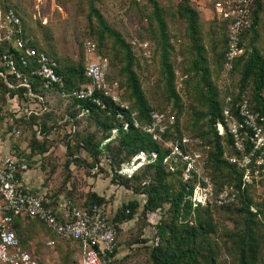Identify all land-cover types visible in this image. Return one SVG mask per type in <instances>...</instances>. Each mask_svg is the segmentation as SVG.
Masks as SVG:
<instances>
[{"label": "rangeland", "instance_id": "1", "mask_svg": "<svg viewBox=\"0 0 264 264\" xmlns=\"http://www.w3.org/2000/svg\"><path fill=\"white\" fill-rule=\"evenodd\" d=\"M12 1L20 6L27 32L38 38L42 47L52 51L61 66L80 62L84 65L92 58L85 48L86 42H94L98 47L96 53L108 57L110 62L109 79L118 80L120 99L125 102V96L121 95V90L125 88V76L120 71L123 64L121 52L117 47H113L110 38H105L99 44L96 36L97 21L89 12L91 0H42L39 10L35 8L33 0ZM156 1L162 9L169 38L173 44L170 60L175 75V89L181 101L179 108H174L172 100L168 97L165 76L161 71L159 62L158 30L151 16L149 1L94 0L93 5L102 14L107 24L120 32L121 36L131 43L129 44L135 52L133 67L150 106L154 109H162V112L167 115L172 113L173 118H176L180 124L183 136L193 140V147L200 150L204 156L200 146L202 141L197 135V132L203 128L204 119H200L197 123L194 122L196 118H199V113L206 109L205 99L202 98L204 89L200 72L196 73L192 69L194 52L187 33L186 21L177 12L182 0ZM187 3L198 12L199 34L204 45L203 54L206 60L204 65L209 70L208 78L215 87L217 98L222 100L227 92L237 88L240 75L238 71L229 74L220 66L218 56L223 48L224 28L213 13L211 0H187ZM261 3L259 22L255 28L252 46L248 43L251 37L247 36L245 48L247 53L252 47H255L264 58V0H261ZM44 17L46 23H42ZM142 42H148L147 47H145L147 50L145 55L142 54L140 48L143 45H139ZM187 78L188 81H186ZM125 92H128L126 88ZM58 96L54 93L48 95L49 103L52 105L45 116V120L42 119L41 121L45 123L46 129L41 130L42 135L40 137L34 134V122L22 120L23 105L20 103L16 105L12 101L5 104L0 101L2 140L8 138L10 141L16 140L22 147L24 144L27 146L29 150L25 152V155L30 170L27 177L32 172L39 173L44 181V184L39 186L48 202H56L59 199L60 203L72 201L75 204H83L88 201V195L94 192V187L105 196V210L111 217L129 201L138 202L139 205L135 209L133 217L120 223L113 264H152L149 258V250L152 246L151 241L156 234L155 224L159 218V212H148V218L142 214L145 194L142 192L134 193L123 185L112 183L109 161L102 160L98 169L87 166L92 161L91 157L84 150L75 148L78 138L75 132L82 135L93 131L98 138L102 137V133L97 125L85 115L79 116L74 123L68 115V111L71 109L68 100ZM13 126H19L21 130L18 137L8 134ZM114 136L115 133H111L109 137L112 139ZM41 137L44 138L38 139ZM34 138L38 142L43 141L47 145V150L40 152L33 148L36 146L33 141ZM103 141L104 139L101 143ZM21 150L20 148V152ZM102 150L105 157H108V152L105 149ZM2 151L0 150V155L3 153ZM227 152L228 150H226V154ZM122 166L125 167L121 170L125 172V175L130 174L135 169L132 162L123 163L119 168ZM204 172L208 175L205 166ZM35 180L36 177L28 180L32 189H34ZM250 189L254 199L253 205L249 209L256 212L264 203V184H259V187ZM55 202L54 204H56ZM237 202V199L233 201L232 204L234 205L229 210H212L216 231L201 235L203 238H210L212 246L218 252L217 258L222 264H236V253L232 246L230 234L233 231H238L243 222L242 215L235 211ZM258 203L261 204V207ZM257 219L261 221L264 228V210L257 215ZM23 226L22 235L24 237L22 239L26 241L27 249L36 256L38 264H79L80 252L76 243L55 237L46 230L45 226L36 221L33 223L26 221ZM49 237L55 240L53 246L46 244V239ZM261 256L263 261L260 264H264V243L261 245ZM199 258L208 262L210 256L204 254Z\"/></svg>", "mask_w": 264, "mask_h": 264}, {"label": "trees", "instance_id": "2", "mask_svg": "<svg viewBox=\"0 0 264 264\" xmlns=\"http://www.w3.org/2000/svg\"><path fill=\"white\" fill-rule=\"evenodd\" d=\"M7 1L10 2L21 17L24 37L29 38L28 45H32L39 51H44L52 56L56 61V71L63 78V85H55L56 89H52L51 87L45 86L39 77L23 69L24 74L30 81L32 90L47 97L49 94L54 93L59 95V98L68 100L71 108L68 111V115L72 118L74 123H76L79 116L83 115L92 120L93 123L97 125V128L100 129L102 137L98 138L93 131L82 135H80L81 133L75 132L76 137L78 136L75 148L77 150H84L91 157L92 161L87 164V166L90 168L98 164L100 162L102 149H105L109 154L108 159L112 175L110 179L111 182L123 185L126 189H130L134 193L142 192L145 194L142 214H144L146 218H148V212H159L160 215L155 224L156 234L151 241L152 246L149 250V258L152 264H222L217 258L218 252L212 246L210 238H203L201 235L214 233L216 231L212 210H229L234 204L231 202L220 206L215 205L213 208L208 206H193L189 195L192 191L195 179L194 177H190L191 172L187 170L189 175L184 177L183 171L179 168L175 171H170L162 163L163 157L168 153L169 149L160 144L151 133L146 132L142 128L144 124L148 123L151 110L162 111V109L152 108L146 99L139 77L133 67L135 52L130 45L131 43L127 42L121 36L120 32L107 24L102 14L93 5L94 0H91L89 12L97 21L98 30L96 36L99 44H101L105 38H110L113 42V47H117L121 52L123 64L120 71L125 76V88L128 90V92H125V88L121 90V95L125 96V98L123 97L125 102H122L127 104V108L116 105L107 97L101 98L102 103L105 105L104 108H102L101 105L94 102L93 97L78 98L71 95L63 96L60 94L61 92L77 90L88 84L86 83L88 79L84 75V68L87 62L84 65L80 62L78 64L61 66L53 52L42 47L40 40L27 32L19 4L14 3L12 0H0L1 10L4 11L7 8ZM148 1L151 5V16L158 30L157 46L159 62L161 71L165 76L168 97L172 100L173 107L179 108L181 101L175 89V75L170 60V52L173 50V44L169 38L167 23L158 2L156 0ZM261 7V0H256L252 12V24L242 34L239 42L243 51L233 59L232 66L228 71L224 69V51L227 42L226 23L220 21L216 17L222 28H224L223 48L218 56L220 66L229 74L235 71H238L240 74L237 88L227 92L222 100L217 98L215 87L208 78L209 70L207 66L204 65L206 60L203 54L204 45L201 42L199 34L198 12L187 3V0H182L177 8L179 16L186 21L187 33L194 52L192 69L195 70L196 73L200 72V78L203 83L204 94L202 98L205 99L204 105L206 109L199 113V118H196L194 122L197 123L200 119H204L202 124L203 128L197 132V135L202 141L200 146L202 147L206 160L205 169L217 188L223 184H228L238 191V205H236L235 211L242 215L243 222L238 231H233L230 234L232 246L236 253V264H260L263 261L261 256V245L264 243V228L261 221L257 219V215L263 212L264 203L262 207L261 204L258 203L261 208H258L256 212H252L249 209L250 206L253 205L254 199L250 191L252 187H241L242 172L237 170L235 166L229 163L225 158L226 150H228V155L235 153L230 147L231 140L228 135L224 137L218 135L214 124L222 119V111L225 105L235 112L243 95L248 97L249 106L253 110H257L264 114V58L255 47H252L247 53L245 48L247 36L251 37L248 43L252 46L255 28L259 22ZM97 49L98 47L96 46V52ZM0 51H13V49L7 44L0 43ZM106 79L110 83L117 82L120 87L118 80L109 79L108 73ZM10 80L16 82L12 77H10ZM186 81H188V78ZM24 90V87L9 88L0 80V101L4 102L6 93L9 96H14L15 93H18L20 97H23ZM228 95H230L231 101L225 103V98ZM126 99L131 102H128ZM48 111L42 113L40 116L31 115L28 118L22 117V120H24V122L32 121L34 122L33 125L38 124L41 126V130H45V123L41 121L42 119L45 120ZM118 111L124 114V120L128 123L127 129H123L122 127L123 119L116 117ZM132 113H135L134 118L140 123L139 127L134 126V121L131 117ZM168 115H172V113ZM113 128L117 129L115 136L100 147L102 139L109 138ZM45 137L47 138V136ZM162 137L164 140H175L183 137L182 129H180V124L176 118H174L173 123L162 133ZM43 138L44 137L38 139L42 140ZM33 141L36 143V146L33 148L38 149L40 152L47 150V145H45L43 141L38 142L35 138ZM196 145L198 146L199 144ZM139 152L148 154L150 160L142 163L130 176L119 174L117 169L121 164L130 162ZM151 152H156L155 158H151ZM184 168H186V166ZM262 183L264 184V179L260 181V184ZM104 201L105 198L103 196L91 192L88 195L87 202L83 204L71 202L75 205H88L91 202L100 204L104 203ZM44 203L49 206H54V202L44 201ZM138 205L136 201H129L126 205L121 206L120 210L113 215L112 219L118 223L131 219ZM126 210H128V212H126ZM26 221L32 223L36 221L44 226V224L37 219H21L18 217L14 219L16 235L19 238L21 246L24 248H27V246L25 243L26 241L22 239V237H24L22 235V230H24L23 224ZM116 249L117 246L114 250V254H116ZM204 254L210 256L208 262L199 258V256Z\"/></svg>", "mask_w": 264, "mask_h": 264}, {"label": "built area", "instance_id": "3", "mask_svg": "<svg viewBox=\"0 0 264 264\" xmlns=\"http://www.w3.org/2000/svg\"><path fill=\"white\" fill-rule=\"evenodd\" d=\"M33 1L35 8L39 10L42 0ZM211 3L214 15L226 23L224 69L228 71L233 59L243 51L239 42L242 34L252 24L256 0H211ZM6 4L4 11L0 8V43L7 44L13 51H0V80L9 88L24 87L25 90L23 97L18 93L14 96L6 93L2 103L12 101L16 105H23L21 115L24 118L40 116L50 109L51 103L47 96L32 90L23 69L39 77L45 86L52 89H56L55 85L62 86L63 78L57 73L56 61L52 56L28 45L29 38L24 37L21 17L9 1ZM45 21L44 17L42 23H46ZM147 44L148 42L139 43L143 45L140 47L143 55L146 54ZM85 48L92 56L84 68L88 84L60 94L78 98L93 97L94 102L102 108L105 105L101 98L107 97L116 105L127 108V104L120 99L118 83H110L106 79L109 70L108 58L96 54V44L92 41H87ZM10 77L16 82L11 81ZM230 101V95L226 96L225 103ZM134 114H131L133 124L139 127L140 123L134 118ZM116 117L123 119L122 127L127 129L128 123L124 120V114L118 111ZM173 121L172 115L151 110L149 121L142 128L169 149L162 160L168 170L175 171L179 168L184 177L189 175L187 170L191 172L190 177L195 179L189 195L192 205L213 207L235 201L238 194L236 188L223 184L217 189L215 183L205 174V157L200 150L193 147V140L186 136L168 141L163 139L162 133ZM214 125L218 135H228L231 140L230 147L235 153L226 154L225 158L242 172L241 187H259L260 181L264 179V114L253 110L249 106L248 97L243 95L235 112L225 105L222 119ZM34 126L36 136L40 137L41 126ZM116 132V128L111 131L115 134ZM9 134L18 137L21 134L19 126H13ZM109 139L110 137L104 139L101 146ZM150 155L155 158L156 152H151ZM105 160L109 161L108 157ZM149 160L148 154L139 152L130 162L137 168ZM94 168L97 169V165ZM123 168L125 167L119 168L118 173L125 175L121 171ZM28 171V161L19 151L9 149L0 155V264H38L33 253L20 244L14 229V219L17 217L37 219L57 238L76 243L80 252L79 264H113L120 223L114 221L113 216H109L105 204L91 202L88 205H75L68 201L59 202L57 207L49 206L28 186ZM54 241L48 239L46 244L52 245Z\"/></svg>", "mask_w": 264, "mask_h": 264}, {"label": "crops", "instance_id": "4", "mask_svg": "<svg viewBox=\"0 0 264 264\" xmlns=\"http://www.w3.org/2000/svg\"><path fill=\"white\" fill-rule=\"evenodd\" d=\"M14 103V102H13ZM23 118H24V116H22ZM21 118V117H20ZM8 134H9V132H8ZM12 135V134H11ZM10 134H9V136H11ZM18 143V144H17ZM22 149L21 150V152H20V148ZM100 147H102L101 145H100ZM9 149H15V150H17V151H19L20 153H21V155L24 157V158H26V155H25V152H27L29 149L27 148V146L24 144V146L22 147V145L21 144H19V142H17L16 140H13V141H10V140H8V138H6V139H4V140H2V136H1V131H0V150H3L2 152L4 153V152H6V151H8ZM23 149H25L24 150V152H22L23 151ZM103 151V150H102ZM1 153V152H0ZM102 160H105V156L104 155H102V153H101V157H100V162L102 161ZM100 162L98 163V164H96L97 165V169H98V167H99V165H100ZM95 165V166H96ZM94 168V167H93ZM30 171V170H29ZM28 171V172H29ZM27 172V173H28ZM36 177V180H35V183H34V185H33V187H34V189H32V187H30V185H29V181L28 180H31V179H33V178H35ZM26 179H27V184H28V186L30 187V189L32 190V191H35L36 193H38L42 198H43V200L44 201H47L46 199H45V195H44V193H42L43 191H42V188L39 186V185H41V184H44V181H43V179H42V177L39 175V173H37V172H32V174L31 175H28V177L26 176ZM43 181V182H42ZM93 191L94 192H96V194L97 195H99V196H103V194L97 189V188H93ZM103 197H105V196H103ZM55 202V201H54ZM60 202V200L58 199L55 203L56 204H54V207H57L58 206V203ZM48 231V230H47ZM48 232H50V231H48ZM51 234H53L52 232H51ZM54 235V234H53ZM55 236V235H54ZM56 237V236H55ZM48 239H53L52 237H49V238H47L46 240H48ZM74 243V242H73ZM55 244V241H54V243L52 244V246ZM31 251V250H30ZM36 257V256H35Z\"/></svg>", "mask_w": 264, "mask_h": 264}, {"label": "clouds", "instance_id": "5", "mask_svg": "<svg viewBox=\"0 0 264 264\" xmlns=\"http://www.w3.org/2000/svg\"><path fill=\"white\" fill-rule=\"evenodd\" d=\"M138 167H139V166H138ZM138 167H137V168H138ZM137 168L133 169L132 172L130 173V175H131V174H132ZM126 175H127V174H126ZM130 175H129V176H130Z\"/></svg>", "mask_w": 264, "mask_h": 264}]
</instances>
